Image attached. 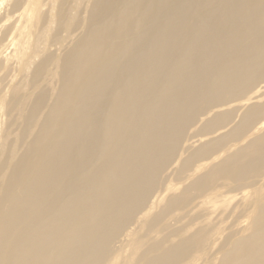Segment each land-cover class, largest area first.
Returning <instances> with one entry per match:
<instances>
[{"label": "bare ground", "instance_id": "bare-ground-1", "mask_svg": "<svg viewBox=\"0 0 264 264\" xmlns=\"http://www.w3.org/2000/svg\"><path fill=\"white\" fill-rule=\"evenodd\" d=\"M0 264H264V0H0Z\"/></svg>", "mask_w": 264, "mask_h": 264}]
</instances>
